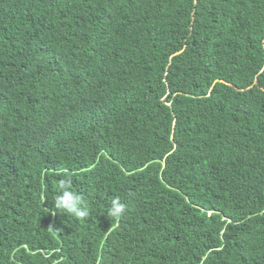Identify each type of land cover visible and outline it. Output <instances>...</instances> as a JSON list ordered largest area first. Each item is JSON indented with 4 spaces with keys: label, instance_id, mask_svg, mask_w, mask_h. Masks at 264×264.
I'll return each instance as SVG.
<instances>
[{
    "label": "trees",
    "instance_id": "16d2710c",
    "mask_svg": "<svg viewBox=\"0 0 264 264\" xmlns=\"http://www.w3.org/2000/svg\"><path fill=\"white\" fill-rule=\"evenodd\" d=\"M0 264H264V0H0Z\"/></svg>",
    "mask_w": 264,
    "mask_h": 264
},
{
    "label": "clouds",
    "instance_id": "9594fccd",
    "mask_svg": "<svg viewBox=\"0 0 264 264\" xmlns=\"http://www.w3.org/2000/svg\"><path fill=\"white\" fill-rule=\"evenodd\" d=\"M55 187L57 191L52 197L55 209H59L63 213H67L78 219L89 215V203L84 199L82 194L77 193L72 188V178L70 176L62 177ZM125 208V203L122 202L119 196H116L109 201L107 215L109 217L121 216Z\"/></svg>",
    "mask_w": 264,
    "mask_h": 264
}]
</instances>
